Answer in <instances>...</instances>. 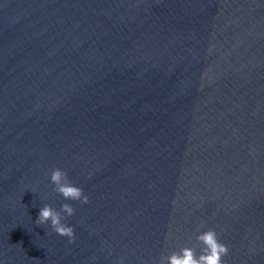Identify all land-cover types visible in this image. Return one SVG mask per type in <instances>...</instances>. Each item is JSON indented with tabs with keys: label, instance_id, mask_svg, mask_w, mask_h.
I'll use <instances>...</instances> for the list:
<instances>
[{
	"label": "water",
	"instance_id": "1",
	"mask_svg": "<svg viewBox=\"0 0 264 264\" xmlns=\"http://www.w3.org/2000/svg\"><path fill=\"white\" fill-rule=\"evenodd\" d=\"M64 203L74 243L35 223ZM200 224L264 264V0H0V264H158Z\"/></svg>",
	"mask_w": 264,
	"mask_h": 264
},
{
	"label": "clouds",
	"instance_id": "2",
	"mask_svg": "<svg viewBox=\"0 0 264 264\" xmlns=\"http://www.w3.org/2000/svg\"><path fill=\"white\" fill-rule=\"evenodd\" d=\"M50 180L55 186L54 192L65 200L79 201L82 204L90 202L84 190L75 186L64 170L60 168L52 170ZM75 212L76 209L69 203L62 204L60 210H56L51 205H45L40 209L35 223L40 226L50 224L55 233L67 237L70 243H74L75 229L65 221L75 215ZM203 228L204 225L200 224L195 230V247L184 246L170 254L162 255L158 264H223L224 257L229 254L228 246L220 242L214 229L202 230Z\"/></svg>",
	"mask_w": 264,
	"mask_h": 264
}]
</instances>
